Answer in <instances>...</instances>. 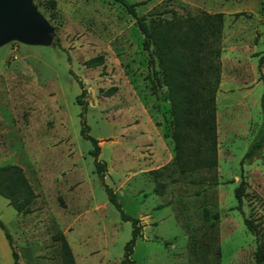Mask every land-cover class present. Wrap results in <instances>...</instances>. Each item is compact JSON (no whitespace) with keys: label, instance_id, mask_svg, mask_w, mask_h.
I'll use <instances>...</instances> for the list:
<instances>
[{"label":"rangeland","instance_id":"rangeland-1","mask_svg":"<svg viewBox=\"0 0 264 264\" xmlns=\"http://www.w3.org/2000/svg\"><path fill=\"white\" fill-rule=\"evenodd\" d=\"M30 1L46 24L43 40L11 29L0 34V165L21 166L37 194L26 214L0 195L19 264H62L59 235L76 264H120L132 235L121 211L141 226L131 253L136 264H255L256 239L243 215L264 232V148L240 160L263 122L257 63L264 0H128L147 22L168 17L162 11L169 8L224 13L218 166L185 173L173 163L166 87L153 91L143 34L125 7L116 0ZM94 57L102 62L87 65ZM83 126L98 140L103 180ZM241 177L244 214L234 194ZM159 182L165 186L157 194ZM14 262L0 227V264Z\"/></svg>","mask_w":264,"mask_h":264},{"label":"trees","instance_id":"trees-1","mask_svg":"<svg viewBox=\"0 0 264 264\" xmlns=\"http://www.w3.org/2000/svg\"><path fill=\"white\" fill-rule=\"evenodd\" d=\"M120 2L135 19L143 34V46L148 53V62L153 69L150 76L153 91L165 86L171 112V137L173 140V163L180 173L200 169H215L218 166V131L216 118V92L221 79V39L224 23L223 12L198 11L180 14L169 8L162 11L168 17H153L147 22L146 15H140L128 0ZM101 57L89 59L86 64L98 65ZM264 53L258 59L259 77L264 78L261 66ZM78 82L81 84L80 80ZM85 91L78 95L82 103ZM263 115L259 134L251 141L240 160L243 164L251 161L264 148V92L260 99ZM83 136L94 145L91 154L95 157V170L104 179L106 163L97 160L100 152L98 140L87 133V127L81 129ZM246 180L241 177L234 189L237 208L241 210L246 194ZM164 183L155 185L154 191L160 194ZM109 199L121 210V204L110 187L105 185ZM0 195L6 198L17 212L23 214L33 211L31 203L37 197L27 179L23 168L17 164L0 165ZM124 220L132 223V235L125 245L120 264H136L131 258L133 246L140 236L139 219L121 211ZM244 216L247 229L255 236V264H264V232L252 219ZM0 227L12 249L14 264H19L18 253L10 233L0 219ZM61 239L62 264H76L71 248L63 236Z\"/></svg>","mask_w":264,"mask_h":264},{"label":"water","instance_id":"water-1","mask_svg":"<svg viewBox=\"0 0 264 264\" xmlns=\"http://www.w3.org/2000/svg\"><path fill=\"white\" fill-rule=\"evenodd\" d=\"M45 28L30 0H0V34L11 29L24 40L42 41Z\"/></svg>","mask_w":264,"mask_h":264},{"label":"crops","instance_id":"crops-1","mask_svg":"<svg viewBox=\"0 0 264 264\" xmlns=\"http://www.w3.org/2000/svg\"><path fill=\"white\" fill-rule=\"evenodd\" d=\"M251 49H252L253 51H257V49H256V44H255L254 47H252ZM262 54H263V53H262ZM256 56H258V54H254V55H253V57H255V58H256ZM260 56H261V54H260ZM260 56H259V57H260ZM258 59H259V58H258ZM263 64H264V63H263ZM257 70H258V63H257ZM261 70H262V73L264 74L263 69H262V66H261ZM222 73H223V75L225 74V72H224V67H223V71H222ZM225 80H226V79H223V78L220 79V83H219V84H220V85H219L220 87L224 88L225 86H227ZM218 139H219V135H218ZM75 260H76V258H75ZM76 263H77V260H76Z\"/></svg>","mask_w":264,"mask_h":264}]
</instances>
